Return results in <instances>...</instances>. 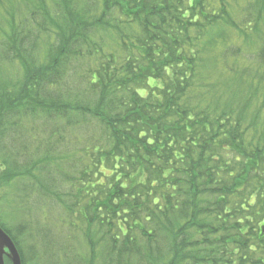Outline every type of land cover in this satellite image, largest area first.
<instances>
[{
  "label": "trees",
  "instance_id": "16d2710c",
  "mask_svg": "<svg viewBox=\"0 0 264 264\" xmlns=\"http://www.w3.org/2000/svg\"><path fill=\"white\" fill-rule=\"evenodd\" d=\"M235 6L0 0L14 239L39 228L51 264H264V40Z\"/></svg>",
  "mask_w": 264,
  "mask_h": 264
},
{
  "label": "rangeland",
  "instance_id": "374dc122",
  "mask_svg": "<svg viewBox=\"0 0 264 264\" xmlns=\"http://www.w3.org/2000/svg\"><path fill=\"white\" fill-rule=\"evenodd\" d=\"M237 6H235L232 9V12L234 15L241 16L247 15L249 17V20H259L258 21V30L259 34L261 35V38L264 40V0H236ZM43 39H41V47H37L38 43H35V54H42L47 52L48 43L46 40V35L41 34ZM243 49L244 51H249L251 48H254L251 46V43L243 42ZM45 55V54H44ZM48 57L46 56L45 59ZM224 80H226V74H223ZM5 168L0 164V186H4L3 180L6 178L5 175ZM3 195L2 190L0 189V198ZM10 200V199H9ZM45 213L48 214V209L44 206L42 208ZM51 212V211H50ZM22 213L21 209L15 208V206L12 205V203L5 202L4 198L0 201V224L3 225L4 222H13L17 221L18 217ZM50 221L53 219L55 222H58L55 217H60V214L57 215V213H53V216L48 215ZM3 227V226H2ZM4 228V227H3ZM17 228V227H16ZM38 229L36 228L35 231L32 233V248L34 252V258L29 260L28 264H51L54 254V247H53V240L51 239L47 243L44 244V241L40 240V236L36 235L38 233ZM15 229H11V233L13 235V231ZM11 235V236H12ZM40 235V234H39ZM14 237V235H13ZM25 241V240H23ZM39 244V245H38ZM23 249L27 252H30V246L29 244L22 243ZM37 255H40L41 257H37Z\"/></svg>",
  "mask_w": 264,
  "mask_h": 264
},
{
  "label": "flooded vegetation",
  "instance_id": "af4514ba",
  "mask_svg": "<svg viewBox=\"0 0 264 264\" xmlns=\"http://www.w3.org/2000/svg\"><path fill=\"white\" fill-rule=\"evenodd\" d=\"M9 235V233H7ZM9 237L11 238L13 244H14V247L16 249V252L18 254V257L19 259H21V263H22V260H24L23 256H25V261L28 263L29 260L31 261L32 258H34V252H33V248L32 246H30V252H26L25 250H23V256H22V253H21V249L17 243V241H15L13 239V237L11 235H9ZM0 259L2 261V264H12V257L10 255V252L9 250L6 248V246L2 245L0 243ZM24 262V261H23Z\"/></svg>",
  "mask_w": 264,
  "mask_h": 264
},
{
  "label": "water",
  "instance_id": "95a60500",
  "mask_svg": "<svg viewBox=\"0 0 264 264\" xmlns=\"http://www.w3.org/2000/svg\"><path fill=\"white\" fill-rule=\"evenodd\" d=\"M0 243L6 246V248L10 251L13 264H20L18 254L15 250L13 243L11 242L8 235L1 228H0ZM0 264H2L1 259H0Z\"/></svg>",
  "mask_w": 264,
  "mask_h": 264
}]
</instances>
